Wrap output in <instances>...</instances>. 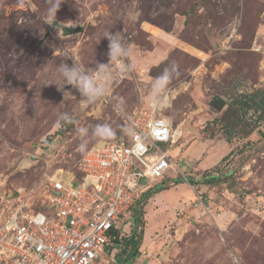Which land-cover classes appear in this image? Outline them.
Here are the masks:
<instances>
[{
  "label": "rangeland",
  "instance_id": "374dc122",
  "mask_svg": "<svg viewBox=\"0 0 264 264\" xmlns=\"http://www.w3.org/2000/svg\"><path fill=\"white\" fill-rule=\"evenodd\" d=\"M52 3L0 0V186H37L46 170L71 167L95 143L116 139L149 102L150 82L175 62L171 107L161 111L179 136L177 169L125 220L123 238L141 232L139 254L122 262L116 246V262L105 264H264V118L252 110L240 124L234 117L230 142L202 130L240 94L264 89V0H62L54 20ZM53 21L83 29L63 36ZM107 31H124L131 53L110 61L105 96L87 103L58 71L66 63L96 76L109 63ZM215 97L225 103L217 110ZM104 124L114 138L96 133ZM29 155L38 158L25 165ZM207 172L219 181L205 185Z\"/></svg>",
  "mask_w": 264,
  "mask_h": 264
},
{
  "label": "built area",
  "instance_id": "2783aa9c",
  "mask_svg": "<svg viewBox=\"0 0 264 264\" xmlns=\"http://www.w3.org/2000/svg\"><path fill=\"white\" fill-rule=\"evenodd\" d=\"M166 117L143 104L118 138L95 143L71 167L46 170L33 189L0 186V264L115 262L140 197L177 169L179 138Z\"/></svg>",
  "mask_w": 264,
  "mask_h": 264
},
{
  "label": "clouds",
  "instance_id": "9594fccd",
  "mask_svg": "<svg viewBox=\"0 0 264 264\" xmlns=\"http://www.w3.org/2000/svg\"><path fill=\"white\" fill-rule=\"evenodd\" d=\"M62 0H54V3L48 8V14L55 19L56 12L60 7ZM239 24L236 20L230 26L232 30ZM103 37L108 40V59L109 63H100L98 65V74L96 76L90 75L85 72L79 66L69 67L66 63L60 66L59 74L62 76L66 84L74 86L85 98L87 103H94L99 98L105 96L106 87L105 84L111 78L112 65L110 61H115L119 58H126L130 55L131 49L126 43V34L124 31H107ZM133 65L125 64L122 70L133 69ZM179 76L178 65L173 62L168 67H165L163 72L155 77L150 82V89L148 92V100L152 106L154 112L162 109H169L172 103V89L170 85L172 81ZM103 78L104 83H101ZM67 113L58 114L57 126L59 127L61 122H67ZM170 126L171 120L168 121ZM80 133H85L86 128L78 129ZM96 133L106 139H112L115 136V131L107 124L97 125ZM79 150L84 151L83 145H79Z\"/></svg>",
  "mask_w": 264,
  "mask_h": 264
},
{
  "label": "trees",
  "instance_id": "16d2710c",
  "mask_svg": "<svg viewBox=\"0 0 264 264\" xmlns=\"http://www.w3.org/2000/svg\"><path fill=\"white\" fill-rule=\"evenodd\" d=\"M213 101L214 102H211L210 104L216 110L219 109V107H223L225 105V103L222 100H220L218 97H215ZM217 104H219V106H217ZM250 110L257 113L258 121H261L264 118L263 88L256 89L249 94H240L238 98H235V100H233L229 104L228 109L223 113L221 117H216L213 120L207 121L203 126L204 128L202 130L206 132L207 130H209L210 127H213V130L209 134L210 138H213L216 135L217 131L220 130L221 133L226 136L225 140L227 142H230L232 136L234 135V126L232 119L236 117V124H240L244 121L245 115H247ZM61 125L63 126L64 124L61 123ZM119 133H116L117 138L119 136ZM45 142L50 143L51 142L50 138L49 137L46 138ZM218 179H220L219 175L216 176L214 174H209V172H207V174H205L203 177V183L205 185L216 184L219 181ZM153 189L155 190V187ZM138 221L139 218H136L135 227H137ZM121 230L122 229L120 228H116L113 230V233L118 234ZM141 240H142L141 232L138 235L135 231V228L129 236H126V238L122 237L120 240L119 239L116 240L115 242L116 246H121L120 253L122 256L125 257V259H122L121 257L118 256V260L122 262L125 261V263L133 260L139 254V246L141 244Z\"/></svg>",
  "mask_w": 264,
  "mask_h": 264
},
{
  "label": "water",
  "instance_id": "95a60500",
  "mask_svg": "<svg viewBox=\"0 0 264 264\" xmlns=\"http://www.w3.org/2000/svg\"><path fill=\"white\" fill-rule=\"evenodd\" d=\"M52 25L60 28L61 34L63 36H67V35L74 34L76 32H80L83 29L82 25L61 24V23H58L57 21H53ZM37 158L38 157L36 155H29L27 158H25L24 164L25 165L30 164L33 160Z\"/></svg>",
  "mask_w": 264,
  "mask_h": 264
},
{
  "label": "bare ground",
  "instance_id": "6f19581e",
  "mask_svg": "<svg viewBox=\"0 0 264 264\" xmlns=\"http://www.w3.org/2000/svg\"><path fill=\"white\" fill-rule=\"evenodd\" d=\"M173 92H174V91H173ZM165 117H166V116H165ZM166 118L169 120V118H168V117H166ZM173 129H174V131H173V132H174V135H175L174 137H175V139L177 140V139L179 138V136H176V133H175L176 127H174ZM176 137H177V138H176Z\"/></svg>",
  "mask_w": 264,
  "mask_h": 264
}]
</instances>
